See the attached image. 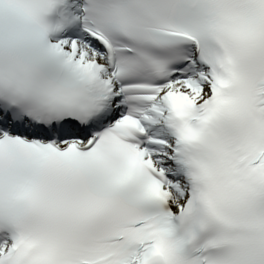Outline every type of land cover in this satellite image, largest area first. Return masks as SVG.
<instances>
[{"label": "snow or ice", "instance_id": "snow-or-ice-1", "mask_svg": "<svg viewBox=\"0 0 264 264\" xmlns=\"http://www.w3.org/2000/svg\"><path fill=\"white\" fill-rule=\"evenodd\" d=\"M0 264H264V0H0Z\"/></svg>", "mask_w": 264, "mask_h": 264}]
</instances>
